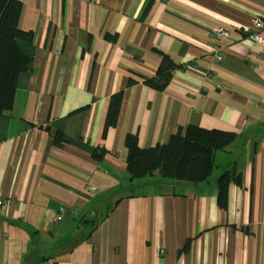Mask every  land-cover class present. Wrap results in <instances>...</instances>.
<instances>
[{
  "label": "crops",
  "instance_id": "crops-1",
  "mask_svg": "<svg viewBox=\"0 0 264 264\" xmlns=\"http://www.w3.org/2000/svg\"><path fill=\"white\" fill-rule=\"evenodd\" d=\"M20 1L36 53L0 116V264H264V0ZM163 54L178 66L156 90ZM189 124L237 134L209 181L131 180L128 133L149 148Z\"/></svg>",
  "mask_w": 264,
  "mask_h": 264
},
{
  "label": "trees",
  "instance_id": "trees-1",
  "mask_svg": "<svg viewBox=\"0 0 264 264\" xmlns=\"http://www.w3.org/2000/svg\"><path fill=\"white\" fill-rule=\"evenodd\" d=\"M21 11L20 0H0V116L9 112L14 105L20 75L32 71L34 65V34L32 30L20 27ZM177 66L169 55L163 54L155 74L144 76L143 79L150 87L164 90ZM130 82H134V79ZM123 97L124 91L120 90L111 98L108 122L112 126L118 122ZM236 136L233 131L206 129L189 124L174 132L167 142L145 148L140 145L138 134L128 133L125 138L128 149L127 169L132 181L147 178H165L194 184L209 181L218 165L216 155L229 148ZM59 138L56 135L55 139ZM103 153V150H96L94 155L101 157ZM232 181L242 184V173L236 162L217 178L220 207L226 206L228 188ZM148 187L140 185L135 189L146 191ZM189 243L190 240L184 249H187Z\"/></svg>",
  "mask_w": 264,
  "mask_h": 264
},
{
  "label": "built area",
  "instance_id": "built-area-1",
  "mask_svg": "<svg viewBox=\"0 0 264 264\" xmlns=\"http://www.w3.org/2000/svg\"><path fill=\"white\" fill-rule=\"evenodd\" d=\"M215 34L219 37L226 38L230 36V32L228 30L218 28L215 32ZM253 41L261 43L264 40V20L261 18L254 20V25L252 27V30L250 31L248 35ZM259 58L264 57V50L257 51L255 53ZM217 58L219 60L223 59L222 54H217ZM67 211L65 208H60L55 216V220L57 222L63 220L64 216L66 215Z\"/></svg>",
  "mask_w": 264,
  "mask_h": 264
},
{
  "label": "rangeland",
  "instance_id": "rangeland-1",
  "mask_svg": "<svg viewBox=\"0 0 264 264\" xmlns=\"http://www.w3.org/2000/svg\"><path fill=\"white\" fill-rule=\"evenodd\" d=\"M227 156L225 155V153H221L220 151L218 152V156H217V160H220L221 158H226ZM138 191L143 190L142 188H138Z\"/></svg>",
  "mask_w": 264,
  "mask_h": 264
}]
</instances>
